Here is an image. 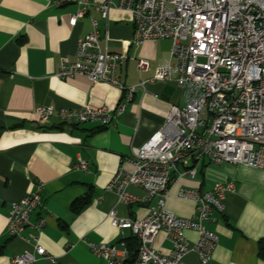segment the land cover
<instances>
[{
    "label": "crops",
    "instance_id": "1",
    "mask_svg": "<svg viewBox=\"0 0 264 264\" xmlns=\"http://www.w3.org/2000/svg\"><path fill=\"white\" fill-rule=\"evenodd\" d=\"M89 1L99 5L106 0ZM76 9V5L53 6L51 0H0V264H12L14 255L29 248L6 234V216L9 204L38 184L43 185L41 205L31 220H45L40 241L55 259L53 264H107L92 254L87 243L120 247L124 238L131 237L129 230L110 225L108 213L114 210L118 218L140 220L156 200L142 202V189L130 186L127 191L138 201L124 205L104 187L119 167L131 171L127 159L132 148L145 144L161 128L172 105L182 107L201 96L195 85L178 88L173 81H156L136 92L112 126L72 125L57 117L39 122L34 114L37 106L114 109L118 105L122 92L111 85L82 77H56L62 58L75 60L76 44L92 31L93 19L98 22L102 50L107 47L110 53L124 56L117 68L124 86L149 80L157 68L173 62L169 40L131 43L134 24L129 12L111 8L103 20L90 8L72 27L69 20ZM138 59L148 60L147 72L138 71ZM171 78H177L175 70ZM206 117L203 110L200 118ZM78 158L87 162V171L73 169ZM191 164L193 177L172 174L165 209L177 217H191L196 205L176 197L180 188L206 192L216 184L232 182L235 192L224 197L223 212H213L205 224L219 238L208 264H264L258 255V242L264 239V169L207 161ZM177 170L186 171L182 166ZM85 195H89L88 204L74 210V201ZM184 235L191 243L197 239L192 230ZM154 249L163 255L172 251L163 231L155 238ZM183 262L200 264L194 253L186 254ZM34 264L52 263L38 260Z\"/></svg>",
    "mask_w": 264,
    "mask_h": 264
},
{
    "label": "built area",
    "instance_id": "2",
    "mask_svg": "<svg viewBox=\"0 0 264 264\" xmlns=\"http://www.w3.org/2000/svg\"><path fill=\"white\" fill-rule=\"evenodd\" d=\"M51 4L77 6L69 20L72 27L90 8L103 20H107L111 8L127 11L134 24L131 43L138 46L147 40H169L173 62L157 68L149 80L124 86L117 76L124 56L110 53L107 47L102 50L98 22L93 19L92 31L76 44L75 60L62 58L56 77H82L91 83L111 85L122 92L118 105L114 109L37 106L34 114L39 122L57 117L72 125L92 122L109 127L125 112L136 92L145 91L148 84L173 81L178 88L186 84L199 87V98L182 107L172 105L161 128L145 144L132 148L127 159L131 171L119 167L103 191L115 193L120 204L130 205L138 199L127 189L138 186L144 192L142 202L156 200L140 220L118 218L114 210L107 215L112 227L129 230L137 239V256L132 264H184L183 257L188 253H194L200 264H208L219 238L205 224L213 212H223L224 197L235 192L234 184H216L206 192L180 188L176 197L196 205V213L188 218L167 211L165 201L173 173L195 175L191 162L264 169V0H106L99 5L89 0H51ZM137 69L147 72L148 60L138 59ZM173 70L177 72L175 80L171 78ZM203 110L206 119L200 118ZM178 166L186 171L180 173ZM73 169L87 171L88 164L78 158ZM42 189L43 185L38 184L22 199L9 204L6 234L29 247L14 255L12 264L55 262L40 241L45 220H31L41 205ZM187 230L197 233L195 242L186 239ZM161 231L172 247L167 255L154 249ZM87 245L107 264H124L129 257L124 244Z\"/></svg>",
    "mask_w": 264,
    "mask_h": 264
},
{
    "label": "trees",
    "instance_id": "3",
    "mask_svg": "<svg viewBox=\"0 0 264 264\" xmlns=\"http://www.w3.org/2000/svg\"><path fill=\"white\" fill-rule=\"evenodd\" d=\"M88 202L89 195H85L83 198L76 199L73 203V209L77 211L78 209H81L83 206L87 205ZM122 242L129 252V257L124 262V264H132L137 256L138 241L133 235H131V237L127 239L124 238ZM258 255L262 260H264V239L258 242Z\"/></svg>",
    "mask_w": 264,
    "mask_h": 264
},
{
    "label": "rangeland",
    "instance_id": "4",
    "mask_svg": "<svg viewBox=\"0 0 264 264\" xmlns=\"http://www.w3.org/2000/svg\"><path fill=\"white\" fill-rule=\"evenodd\" d=\"M202 115H204V113H203ZM206 118H207V117H206ZM206 118H205V119H206Z\"/></svg>",
    "mask_w": 264,
    "mask_h": 264
}]
</instances>
